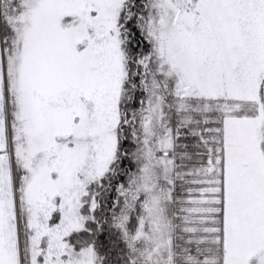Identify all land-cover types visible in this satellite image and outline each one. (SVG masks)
Here are the masks:
<instances>
[{
  "label": "snow or ice",
  "instance_id": "obj_1",
  "mask_svg": "<svg viewBox=\"0 0 264 264\" xmlns=\"http://www.w3.org/2000/svg\"><path fill=\"white\" fill-rule=\"evenodd\" d=\"M0 264H264V0H0Z\"/></svg>",
  "mask_w": 264,
  "mask_h": 264
}]
</instances>
